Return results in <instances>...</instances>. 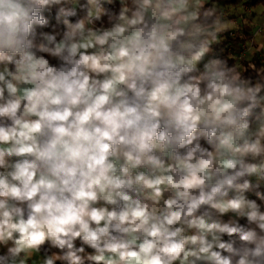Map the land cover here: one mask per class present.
<instances>
[{
	"label": "clouds",
	"instance_id": "1",
	"mask_svg": "<svg viewBox=\"0 0 264 264\" xmlns=\"http://www.w3.org/2000/svg\"><path fill=\"white\" fill-rule=\"evenodd\" d=\"M237 4L0 0V264H264V13Z\"/></svg>",
	"mask_w": 264,
	"mask_h": 264
},
{
	"label": "rangeland",
	"instance_id": "2",
	"mask_svg": "<svg viewBox=\"0 0 264 264\" xmlns=\"http://www.w3.org/2000/svg\"><path fill=\"white\" fill-rule=\"evenodd\" d=\"M249 2H250V0H248V6H249ZM222 4H224V3H222ZM257 11H259L260 13H264V7L260 8L259 10H257V9H244L242 6H239L238 5L237 7L230 9V13H232V12H235L236 13L235 15H237V17H238V24L240 25L241 30H243V27L245 26V21L250 18V14L253 13V12H257ZM259 24H260V18H257V20L254 22L253 31H255L256 28L259 27ZM244 32H245V29H244ZM249 32H250V29H249ZM249 37H251L250 34H249ZM242 44L243 43H241L240 45H238L239 47H238L237 53L243 51V49L242 50L240 49V46ZM248 53L246 54L245 59L246 60H249V61L253 57L262 58L263 55H264V54L260 53L259 51H257L255 48H253Z\"/></svg>",
	"mask_w": 264,
	"mask_h": 264
},
{
	"label": "crops",
	"instance_id": "3",
	"mask_svg": "<svg viewBox=\"0 0 264 264\" xmlns=\"http://www.w3.org/2000/svg\"><path fill=\"white\" fill-rule=\"evenodd\" d=\"M237 3H239V1H237L235 4H237ZM224 4H229V3H224ZM238 6V4L235 6V7H237ZM235 7H233V8H235ZM233 14H236L235 12H232ZM231 13V14H232ZM245 35H248V37L246 38V39H248V40H251V37H249V34H250V36H251V33L249 32V29H247V28H245ZM241 44V43H240ZM239 44V45H240ZM238 45H237V42H233V40H231V38H229V41L227 42V50L228 51H232V52H235V53H237V51H238ZM249 52V51H248ZM247 52V53H248ZM246 53V54H247ZM246 54H245V57H246ZM249 54V53H248ZM247 61H249V60H247Z\"/></svg>",
	"mask_w": 264,
	"mask_h": 264
},
{
	"label": "trees",
	"instance_id": "4",
	"mask_svg": "<svg viewBox=\"0 0 264 264\" xmlns=\"http://www.w3.org/2000/svg\"><path fill=\"white\" fill-rule=\"evenodd\" d=\"M237 1H239V0H221V3H231V4H235ZM258 2H260V0H250L249 6L255 5ZM233 42H236V41H233ZM263 57H264V55H263ZM260 59L261 58L253 57L249 62H257Z\"/></svg>",
	"mask_w": 264,
	"mask_h": 264
},
{
	"label": "built area",
	"instance_id": "5",
	"mask_svg": "<svg viewBox=\"0 0 264 264\" xmlns=\"http://www.w3.org/2000/svg\"><path fill=\"white\" fill-rule=\"evenodd\" d=\"M244 48V44H242L241 46H240V49L242 50Z\"/></svg>",
	"mask_w": 264,
	"mask_h": 264
}]
</instances>
